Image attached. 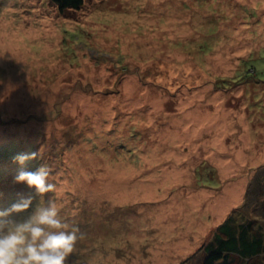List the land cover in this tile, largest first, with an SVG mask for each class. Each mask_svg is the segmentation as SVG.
<instances>
[{
    "label": "rangeland",
    "instance_id": "rangeland-1",
    "mask_svg": "<svg viewBox=\"0 0 264 264\" xmlns=\"http://www.w3.org/2000/svg\"><path fill=\"white\" fill-rule=\"evenodd\" d=\"M41 164L66 264H201L234 211L264 226V0H0V210Z\"/></svg>",
    "mask_w": 264,
    "mask_h": 264
},
{
    "label": "clouds",
    "instance_id": "clouds-1",
    "mask_svg": "<svg viewBox=\"0 0 264 264\" xmlns=\"http://www.w3.org/2000/svg\"><path fill=\"white\" fill-rule=\"evenodd\" d=\"M38 158V153L19 154L14 161L23 166ZM51 168L41 164L34 171L23 167L13 183L25 184L31 191L17 193V199L0 210V264H66L83 238L78 226L60 217V207L49 200L37 205L33 201L52 192Z\"/></svg>",
    "mask_w": 264,
    "mask_h": 264
},
{
    "label": "trees",
    "instance_id": "trees-1",
    "mask_svg": "<svg viewBox=\"0 0 264 264\" xmlns=\"http://www.w3.org/2000/svg\"><path fill=\"white\" fill-rule=\"evenodd\" d=\"M49 1L59 12L76 11L84 2V0ZM244 70V78L248 79L246 77L248 69ZM242 76L239 72L234 74V77ZM1 151L3 157L14 160L11 151H7L8 153L5 150ZM200 181L202 185H212L210 181L204 184L203 178ZM202 253L201 264H264V226L255 217H248L241 210H236L216 228L212 239L204 245Z\"/></svg>",
    "mask_w": 264,
    "mask_h": 264
},
{
    "label": "bare ground",
    "instance_id": "bare-ground-1",
    "mask_svg": "<svg viewBox=\"0 0 264 264\" xmlns=\"http://www.w3.org/2000/svg\"><path fill=\"white\" fill-rule=\"evenodd\" d=\"M108 21V20H107ZM213 131H215V130H213ZM237 160V159H236Z\"/></svg>",
    "mask_w": 264,
    "mask_h": 264
}]
</instances>
